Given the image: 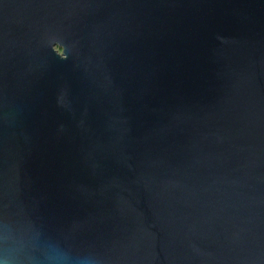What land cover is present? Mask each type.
Segmentation results:
<instances>
[{
    "label": "water",
    "instance_id": "obj_1",
    "mask_svg": "<svg viewBox=\"0 0 264 264\" xmlns=\"http://www.w3.org/2000/svg\"><path fill=\"white\" fill-rule=\"evenodd\" d=\"M0 264H264V0H0Z\"/></svg>",
    "mask_w": 264,
    "mask_h": 264
}]
</instances>
